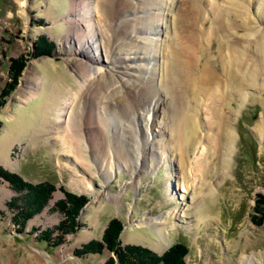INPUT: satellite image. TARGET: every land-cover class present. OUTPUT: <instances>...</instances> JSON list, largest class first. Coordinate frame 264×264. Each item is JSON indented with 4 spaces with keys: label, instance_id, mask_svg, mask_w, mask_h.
<instances>
[{
    "label": "rangeland",
    "instance_id": "374dc122",
    "mask_svg": "<svg viewBox=\"0 0 264 264\" xmlns=\"http://www.w3.org/2000/svg\"><path fill=\"white\" fill-rule=\"evenodd\" d=\"M136 1L107 0L105 4L109 16L106 25L112 30L107 35L116 39L110 40L105 49L117 45L113 50H120L119 55L124 58L133 56L126 53L133 48L118 43L135 45L140 37H157L149 29L147 14L144 18L133 14L136 8L132 4ZM196 1H200L195 4L206 20L202 26L205 32L217 12L224 11V19L234 22L229 33L238 42L237 50L245 54L241 59L248 87L242 97L231 88L228 96L233 101L225 105L223 95L221 101L212 104L207 92H202L199 104H195L189 94L192 99L185 102L196 111L193 119L202 124H192L194 128L187 134L195 136L187 148L189 162L202 158L205 146L212 147L218 140L222 143L217 156H212L213 165L193 175L187 167V173L181 167V150L176 143L179 122L173 121L182 110L180 92L185 86L171 82L160 52H150L151 56L155 54L148 58L152 65L142 70L144 76L151 77L146 90L141 88V93H135L127 102H117L114 110L102 104V100L106 101L103 98L100 102L88 95L91 90L95 93L109 84H120L113 65L94 64L101 69L100 75L85 82L89 89L80 100L78 89L83 76L77 62L88 60L94 50H88L87 57L70 55L69 50L78 51V40L82 43L91 32L98 40L95 54L106 60L98 14L92 7L96 0H0V264H131L137 258L143 260L146 254L141 257L142 251L157 259L152 261L148 256L145 264H264V72H258L257 62L261 61L250 40L257 31L264 30V0H190ZM167 7L166 4L163 16L167 26L158 20L152 22L153 26L159 23V28L163 25L159 39L168 47L169 40L175 41L172 34L168 38L167 35L178 6ZM112 9L118 11V16H112ZM90 12L95 15L92 19ZM132 18L140 20L138 28L133 29L127 22L128 29H124L130 35L117 34L122 21ZM153 19L155 16H151ZM246 19L251 30L239 28ZM75 27L77 37L73 33ZM229 33H224L226 37L218 31L215 37L212 35L210 63L217 74H221L219 48L222 55L229 56ZM244 35L249 37L245 39ZM151 43L147 45L154 50L158 43ZM142 45L138 42L140 49L146 43ZM204 58L205 55L200 63ZM144 63L137 60L134 65ZM18 64L14 78L11 70L17 69ZM220 77L223 79L224 74ZM218 92L222 94L221 88ZM76 93L73 108L79 114L91 111L95 115V111L104 109L118 124L110 120H79L78 114L70 121L60 122L65 118L60 117L64 101ZM150 100L146 117L149 136L144 144V132L139 130L142 127L135 113ZM220 119L230 121L233 141L226 129L205 125ZM256 125H260L261 134L254 130ZM62 130L63 137H70L68 142L63 140L65 144L78 143L81 148L75 156L64 150ZM101 138L106 141V149L101 153L91 151L92 143H100ZM133 148L139 151L136 163ZM111 154L115 164L106 165ZM183 173L187 178L183 179ZM9 177L23 185L14 184ZM169 185L175 188L171 189V197ZM192 196L197 197L193 203ZM160 217H167L164 231L151 221ZM172 249L170 261L163 262L162 256ZM241 257L244 261L240 262Z\"/></svg>",
    "mask_w": 264,
    "mask_h": 264
},
{
    "label": "bare ground",
    "instance_id": "6f19581e",
    "mask_svg": "<svg viewBox=\"0 0 264 264\" xmlns=\"http://www.w3.org/2000/svg\"><path fill=\"white\" fill-rule=\"evenodd\" d=\"M178 1H181V0H139V1L137 0L135 3L132 4L136 8V9H133V11L135 12L133 14H136V15L140 14V16L137 18H144L145 14H147L149 16L150 21L147 20L149 22L148 25H150V27H151V28L149 27V29L153 30V31H151V32H153L152 34L157 36V37L156 38H154L152 36H151L152 38L151 37H148V38L140 37V38H138V41H136L137 45L136 44L133 45L132 42L118 43V45H120L121 47L125 44H130V49L133 48L132 52L131 51L126 52L127 54H129V55L132 54L133 56L128 57V58H126V57L124 58V57H121L119 55L121 53L120 50H118L117 52L115 50H113L114 47H116L117 45H114L113 49H112V46L110 48H108L107 50L105 49V45L110 40L112 42H114L116 39H114V38L111 39L112 38V35H111L112 30L109 26L106 25L107 24L106 21L109 20V16L107 14V9L105 8V4H106L107 0H96V6L94 7L92 4V7L95 9L94 13L98 14V23L100 24L99 36L103 40L102 45H103L104 52L106 55V60L102 59L99 55L95 54V52L98 51V48L95 45L96 42H98V40L94 39V37L96 35L91 33L90 31H89L90 33H87L88 34L87 36L83 37L85 39L83 40L82 43L80 42V39L78 38L79 39L78 40L79 47H80V48H78V51L71 49V50H69V54L82 56V57L85 56V54H86V57H87V51L89 50V52H93V50H94L93 56L92 57L88 56V60L86 59L84 62H77V60H75L77 63H80V65H79L80 73L83 76L80 78L83 80V84H85V86H83V84H82V86H79L80 90L78 89V95H80L79 96L80 100L84 94H87L88 89H89L88 85H86L85 82L90 83V79L92 81V79H96V76L98 77V75H100L99 73L101 72L100 71L101 69H99V67L95 68L94 64L105 65V66L106 65H113L117 68V72L119 73V81H120V84L118 86H116V85L113 86V84H109L105 88L104 87L99 88V91H97L95 93L92 90H91V93H88V95L91 96V98H89V99H92V98L97 99V100L99 99V101H100L101 98H103L104 101L105 100L106 101L103 102V100H102V104L103 103L107 104L109 108L112 107L111 109H113V107L115 108V104L117 102L123 101V100H126V102H127L129 100V98H131L133 95H136L137 93L140 94L142 91V90H140L141 88H144L146 90L145 84L150 82L151 77L144 76L143 73L145 70H147V66L149 67V65H152L151 62L149 63L148 58L155 56V54L151 56L153 51H155V53H156V51L158 53L160 52L159 54L161 56H164V60H166L165 61L166 63L164 65L165 69H166V66H168V68H169L170 74L169 73L168 74H169L170 79L172 78L171 82H175V84L177 83V85L185 86L183 88V91L180 92V94L183 98V99L181 98L182 110H181V112L176 113L175 118L176 117L177 118L176 119L174 118V120H173V121H175V124L177 122H179L178 127H177L178 129H176V131L178 130L177 132H179V138H178V141L177 142L175 141V142L177 143V148L179 150H181L180 163H181V167L182 168L184 167L183 168L184 172L187 171V170L185 171V169L187 167L188 171L190 170V172L193 173V175H196V172L204 171L205 166L209 167L211 164L213 165V162H212L213 157L212 156L214 154L217 156V153H218L219 149L221 148L222 143L220 140H218V142L213 143L212 147L211 146L210 147L205 146V151L203 153V157L196 160L195 162H189V160H188L189 155H188L187 148L189 146L190 140L194 141L193 137L195 138V136L191 135V134H189V136H187V134H188L190 129L193 130L194 125L192 127V124H195L197 122H196V120L193 119L196 111L194 109H192L191 107H189V104H187V102H185V101L188 99L191 100L192 98H190L189 94H192V96L194 98V100H193L194 103L199 104V99L203 94L202 92H207L209 99H211L212 104H213V102H215L217 100L221 101L222 95H223V103L222 104L225 105L226 102H229L231 104V102L233 100H230L231 98L228 95H229V91L233 87L238 90V92H239L238 96L242 97L244 95L243 90L246 87H248V84L245 83L247 81L246 80L247 76H245V73L243 70L244 60L241 59L242 57H245V54H244V52H239L237 50L238 47H236L235 45L238 42L237 43L234 42L236 40V38L234 37L232 39V37H230L229 31L232 30L235 27V25H234L233 21H231V23L229 22L230 19L229 20L224 19L225 18V12L224 11L220 10L221 12H217L214 14V22H213V24L211 22L212 25L210 26L209 30L206 29V32H205L204 30H202V26L206 23V20L203 17H201L199 14L200 13L198 11L199 5L196 6V4H195L198 1L190 2V0H184L183 4L178 3ZM166 4L168 5L167 9L169 8V6H171V7H177L178 6L177 7L178 10L175 13L173 12L174 17L171 21V25H172V27L170 28L171 33H169V36L167 35V38H168L172 34L175 41L173 39L171 41L169 39H167V40H169L168 47L165 46L163 39H159L160 34L161 33L163 34V31L161 29L162 28L161 26H163V25H161L160 28L158 27L159 23H161V24L163 23L165 26H167L166 22H165V18L163 17L165 14V5ZM179 6H180V8H179ZM109 8H111V6ZM212 8H211V11H212ZM88 10H86V11H88ZM199 10H200V7H199ZM143 11H149V12L144 13ZM170 11H171V9H170ZM112 12H113L112 16H115V17H116V15L118 16V13H117L118 11L117 12L115 11L116 12L115 13L114 10L112 9ZM93 16H95V15H93V12H90V19H92ZM151 16H155V19L151 20ZM242 16L243 15H240L239 17L243 18ZM137 18H136V20L132 18L129 21L128 20H125L124 22L122 21V24H121L122 28L120 27L118 29L117 34L120 33V35L124 36L126 33H128V30L124 29L126 26L128 29V23L130 26H132L133 29L138 28L137 24L140 22V20L139 19L137 20ZM154 20L155 21L158 20L160 22L159 23L156 22L158 24L153 26V23H155V22H152V21H154ZM76 21L78 22V19H76ZM76 21L74 23L76 25H78V23H76ZM126 23H127V25H126ZM247 23H248V19L243 21L241 26L239 25L240 26L239 28H243V29H245V31L251 30V27L248 26ZM88 27H90L89 24H88ZM114 27H115V25H114ZM132 28H131V30H132ZM74 29L75 30L73 31V33L76 34V37L79 36V35H77L79 33L75 32V31H77V28L75 27ZM235 29H237V28H235ZM217 31L222 33V35H224V37H226L224 33L228 32L229 35L227 37L229 39L231 38L230 40L227 41V44H226L228 46L227 49L229 51V56L228 55L227 56L222 55V53L220 52V48L217 52L218 58L221 61V69H220L221 74H219V73L217 74L215 71H213L211 69V63H210L211 61L210 60H211L212 56L209 55L210 44H211V41L214 39V38H212V35H213V37H215ZM109 32L111 33L110 36L107 35ZM257 32L252 35L253 39H250V40H251V43L254 45V50L257 52V54L259 56L258 61H261V63L257 62L256 67L260 66V68L258 69V72H262V71L264 72V67L262 65V64H264V30H260V32L259 31H257ZM128 35H130V34L128 33ZM243 37L246 39L249 36L244 35ZM71 38H73V37L71 36ZM134 40H136V38ZM134 40H133V42H134ZM153 40H155V42L158 43L159 49L157 48L158 45L155 47L156 50L155 49L152 50V48H150L149 44L147 45V42L151 43ZM138 42L140 45H142V43H144V44L146 43V46H145L146 48L141 47V49H140V46H138ZM153 44H155V43L153 42ZM160 45H162L163 47H161ZM160 47H161V51H159ZM84 50H86V52ZM150 52H151V54H150ZM138 53H140V55L142 53V55L144 54V56L141 57V56H139ZM204 55H205V58H204L205 62L203 60L200 63V59L201 58L203 59ZM124 59L125 60L128 59L131 62L127 64V62H124ZM140 59H142V60H140ZM137 60L138 61H144L145 63L141 64V65H139V64L134 65V62ZM72 61H74V60L72 59ZM233 66H234V68H233ZM235 66H236V68H235ZM152 68H153V70H155L154 66ZM142 70H144V71L142 72ZM134 71L136 73L133 74ZM153 73H154V71L152 72V75H153ZM222 73L224 74L223 79L220 77V75H222ZM255 73H257V72L255 71ZM145 74H147V73H145ZM129 76H132L133 80L125 79V77H129ZM240 78H242L241 81H240ZM27 80H29V78ZM165 80L166 79H164V81ZM95 82H96V80H95ZM228 82L231 84L233 83L232 84L233 86L230 84L229 89L227 88ZM138 83L144 84V85L139 86ZM216 83H218L217 88L215 86ZM122 87L123 88L125 87V89H121ZM170 87H172V84H170ZM220 88L222 90V94L220 92H218V89H220ZM240 90H241V92H240ZM78 95L76 93L75 95H73L72 97H70L69 99L64 101L63 106L60 110V117H65V118L60 120V122L65 123L66 120L70 121V120H72L73 116H76V114H78L79 118H80L79 120H85V121L86 120H103V121L104 120H110V121H116L118 124V120H116V119L114 120L110 115L105 114V113H108V112H104L103 108H105V107L102 108L104 115L101 114L102 113L101 110H100L101 112L99 110L97 112L95 111V113H96L95 115H93L91 111H89L88 113H85V114H81V113L79 114L75 110V108H73L74 103H75V98H77ZM84 98L85 97H83V99ZM79 99H78V102H79ZM196 99L198 100V103L196 102L197 101ZM151 103H152V101L150 100L149 103L147 102L146 105L144 104L145 106L143 105L144 107L142 106L143 108L138 110V111L136 110V113H135V116H136L135 118L139 119L140 126L142 127V128H140V126L138 124L136 129L138 130L140 128L139 130L140 131L142 130L144 132L143 133L144 144H145V139L148 140V136H149L148 120L146 117L148 116V112H149ZM153 103H155V102H153ZM83 109H85V107H83ZM116 109H118V108H116ZM81 115H83L82 119L80 117ZM111 115H113V113ZM67 117H68V119H67ZM135 118H133L134 121H137V120H135ZM76 119H77V117H76ZM131 121H133V120L131 119ZM196 125H198L199 127L200 126L202 127L201 123H199V124L197 123ZM205 125L217 126V128L226 129L228 131L229 140L233 141L232 130H231L232 128H231L230 121H222L220 119L219 121H208L205 123ZM116 127H115V129H116ZM134 128H135V126H134ZM186 128H188V130H185ZM254 130L257 132V134L258 133L261 134L259 132V130H261L260 125H256ZM62 131L60 132L61 141H63L66 138L67 142H68L69 141L68 139L70 137L68 138L67 137L68 135L63 137L65 130H62ZM117 133L119 134V137L120 138L122 137L121 139H123V133H121L118 128H117ZM223 136L224 135L222 134V137ZM101 139H99V141L101 140V142L98 144H96V142L92 143L91 151L93 150V152L97 151V153H99V152L101 153L102 150L106 149V145H105L106 141L103 140V138H101ZM173 139H175V138H173ZM64 142H66V141L62 142L64 145V150H66V152L68 153L69 156L70 155L75 156V154L79 153V150L81 148L79 147L78 143H76L75 145H73V144L69 145L70 142L68 144L67 143L65 144ZM194 143H192V144L194 145ZM126 145H129V144H126ZM226 146L230 147L228 145H226ZM134 148H133V151H131V152L133 153V155L136 156V158H135V163H136L137 161H139L140 156L138 153L139 152L138 149L134 150ZM137 148H139V144H137ZM97 156H99V155H97ZM109 156L111 158L109 157L108 161L106 162V165L107 164L108 165L115 164L113 154H111ZM211 169H213V167ZM183 176H184L183 179H185V178H187L186 176H188V175L183 173ZM77 182H79V181H77ZM77 182H75V183H77ZM169 187H170V190H169L170 193H168V194H169V197H171L173 195L172 190L174 191L175 188H174V186L171 187V185H169ZM196 198H197L196 196H192L191 203L195 202ZM181 205H183V204H181ZM167 215H171V213H168ZM179 217H181V216H179ZM166 218L167 217H160V218H157V219H154L151 221H152V223L157 224V226L160 225V230H163L164 229L163 226L167 220ZM180 223H183V222H180ZM241 261H244L243 257L240 258V262ZM248 262H250V264H255L254 262L251 263V261H248ZM240 264H244V262H241Z\"/></svg>",
    "mask_w": 264,
    "mask_h": 264
},
{
    "label": "trees",
    "instance_id": "16d2710c",
    "mask_svg": "<svg viewBox=\"0 0 264 264\" xmlns=\"http://www.w3.org/2000/svg\"><path fill=\"white\" fill-rule=\"evenodd\" d=\"M41 40H43V39H41ZM18 67V68H17ZM17 69H15V70H11V72L13 73L12 75H13V77L15 78L16 77V75H17V72H18V70H19V68H20V65L18 64L17 65ZM11 180H12V182L14 183V184H22L23 185V183H21L20 181H17V182H15L13 179H12V177H9ZM44 197V196H43ZM30 201V200H29ZM32 201H34L35 202V200L34 199H32ZM38 203V202H37ZM43 203V202H42ZM172 251H173V249L172 250H168L167 251V253L164 255V256H162V261L163 262H165V260H166V262H168V261H170V257L172 256ZM142 252H144L142 255H141V252L140 251H138V255H139V257H140V255H141V257H143L144 256V254H146L145 256H144V258H143V260L141 259V258H137V259H135L134 261L132 260V261H130V263L131 264H135V263H140V264H145V260L148 258V256L152 259V261L153 260H155L156 259V257L154 256V255H152V254H150L149 252H145V251H142ZM125 259V258H124ZM129 259V258H128ZM157 260V259H156ZM119 261H120V256H119ZM176 264V263H175ZM179 264V263H178Z\"/></svg>",
    "mask_w": 264,
    "mask_h": 264
}]
</instances>
